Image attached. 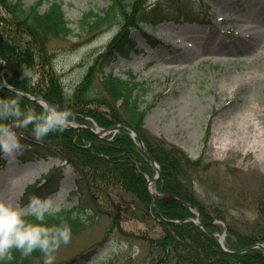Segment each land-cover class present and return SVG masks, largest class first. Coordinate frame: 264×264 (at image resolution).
Wrapping results in <instances>:
<instances>
[{"label": "rangeland", "instance_id": "obj_1", "mask_svg": "<svg viewBox=\"0 0 264 264\" xmlns=\"http://www.w3.org/2000/svg\"><path fill=\"white\" fill-rule=\"evenodd\" d=\"M53 1L62 4L65 19L74 33L67 40L51 39L48 44L54 55L52 64L65 94L70 97L96 56L121 32L124 20L117 19L101 34H84L79 39L81 18L92 10L103 11L111 0ZM138 1L127 0L130 13H134ZM157 1L148 0L144 7L138 4L135 19L143 21L146 7ZM159 1L163 2L165 12L173 16L178 5L184 6V12L191 14V21L160 24L152 32L153 38L147 35L151 32L150 23L143 31L131 29L137 50L127 58L118 59L109 70L124 80H128L127 73L132 71L138 81L149 84L145 101L154 103V107L147 115L146 128L187 150L193 159H203L204 167L193 174V179L197 197L209 211L224 209L229 218L242 225L257 224L259 229L264 228L263 157L250 143L237 140L240 133L245 135L253 130L259 131L264 140V10L261 8L264 0ZM23 2L29 7L37 0ZM48 6H42L40 11L44 13ZM210 34L225 38L228 43L242 36L243 49L229 54L234 49L222 47L221 53H204L208 44L223 42L207 41ZM38 77L39 74L33 75L35 79ZM20 130L34 138L33 131ZM20 156L5 157V165L0 168V200L26 206L29 200L23 198L28 187L62 167L61 176L37 195L44 198L63 189L61 198L57 199L58 210L78 205L80 196H74L81 178L78 170L62 164L56 157L26 163ZM97 195L103 209L115 210V205L109 206L107 195ZM122 209L123 206L119 211L123 219L119 226L110 232V221L101 219L68 245H61L54 264L71 260L74 264H123L131 248L136 249L133 257L140 255L145 248L131 236L150 234V227ZM121 242L127 243L126 249L121 247Z\"/></svg>", "mask_w": 264, "mask_h": 264}, {"label": "trees", "instance_id": "obj_2", "mask_svg": "<svg viewBox=\"0 0 264 264\" xmlns=\"http://www.w3.org/2000/svg\"><path fill=\"white\" fill-rule=\"evenodd\" d=\"M143 1L135 2L134 13L129 12L127 0H111L110 6L103 11L92 10L82 17L79 22L81 34L77 35L79 39L84 34L103 33L104 28H109L119 18L124 20V25L109 46L96 56L84 79L68 97L52 64L54 55L48 45L51 39L67 40L74 34L65 19L62 4L38 0L35 5L25 7L23 0H0V82L37 99L42 98L49 104L70 109L74 120L83 124L95 122L104 129L119 124L133 126L162 171V179L155 186L159 195L154 207L147 181L156 175L155 168L140 148L139 139H134L128 130L122 129L118 134L103 139L87 128L67 129L36 142L20 135V128L14 129L24 146L21 154L24 162L58 157L78 169L81 175L75 194L80 196L78 205L63 207L46 217V226L67 224L71 227L73 239L106 218L110 221L111 232L123 221L119 216L123 206L124 213L146 223L151 230L150 234L131 236L145 249L135 258L128 254L123 264H264L262 251L255 249L239 255L227 253L201 228L192 222L182 223L196 218V215L178 201L170 200L168 195L195 205L206 223L216 219L226 223L227 227L212 224L210 229L216 234H228L225 245L230 252L243 251L257 242L264 243V228L259 229L257 224L242 225L229 218L224 209L211 212L198 199L193 174L204 167L202 158L193 159L187 150L145 127L147 115L154 107L145 101L150 85L138 81V76L132 71L127 73L128 80H124L109 70L118 59L127 58L136 50V41L130 36L131 29L142 30V23L156 25L166 20L167 14L161 2L147 7L143 22L136 20L138 4L143 5ZM45 4L49 6L42 13L40 9ZM179 9L180 15L186 17ZM34 74H39L38 79L33 78ZM15 95L0 88V97L12 98ZM20 100L22 108L30 107L37 113L42 109L36 102ZM4 123L11 126L13 122ZM26 129L32 131V126ZM3 162L0 154V164ZM60 176V169L45 175L28 187L24 199L40 194L48 183ZM43 181H46L45 186H42ZM100 193L107 195L109 206H116L114 211L103 209L98 201L97 194ZM43 259L39 251L29 257L13 251V259L0 261V264H33ZM64 264H74V260Z\"/></svg>", "mask_w": 264, "mask_h": 264}, {"label": "clouds", "instance_id": "obj_3", "mask_svg": "<svg viewBox=\"0 0 264 264\" xmlns=\"http://www.w3.org/2000/svg\"><path fill=\"white\" fill-rule=\"evenodd\" d=\"M20 97L19 92L12 98L0 97V154L13 159L24 151L21 137L14 129L32 126L35 141L42 142L49 134L66 131L74 122V113L66 107L45 102L37 113L30 107L22 108ZM6 121L13 123L9 126ZM62 192L63 189L44 198L34 195L24 207L0 200V261H11L13 251L24 257L39 251L43 264H54L55 253L72 239L69 225L46 226V217L58 210L57 199ZM121 247L126 249L127 243L121 242Z\"/></svg>", "mask_w": 264, "mask_h": 264}, {"label": "water", "instance_id": "obj_4", "mask_svg": "<svg viewBox=\"0 0 264 264\" xmlns=\"http://www.w3.org/2000/svg\"><path fill=\"white\" fill-rule=\"evenodd\" d=\"M0 87L1 88H4V89H9L11 90L12 92L14 93H21V98H24V99H29V100H33V101H36L38 103H40L41 105H43L46 101L45 100H36L32 97H28L26 96L24 93L20 92V91H17V90H14L12 89L11 87H7L6 85L0 83ZM47 103V102H46ZM49 104V103H48ZM82 125L80 123H78L77 121H74L73 122V125L70 127V129H75L76 127H81ZM85 127H87L89 130H92V132L95 134V135H98V136H101V137H105L107 136L109 133H112V132H119V130L121 129H128L129 131L132 132L133 136L135 137H138V132L136 131L135 128H133L132 126H128V125H125V124H119L118 126H113V127H110L108 128V130H101L98 126H92V125H89L87 124ZM140 146L141 148H143L145 150V147H144V142L143 140H141V143H140ZM148 153V152H147ZM148 157H149V160L151 161L152 164L155 165L156 167V171L158 172L157 176L154 178V180L152 181H149L148 182V190H149V193H151V196L153 198V200H155V196L154 194L151 192V186L156 183L159 179H161L162 177V172L160 171V167L157 163V161L152 158V156L150 154H148ZM171 200H175V201H179L183 206H185L186 208H190L191 210H193L195 213H197V220H194V219H189L190 221H192L194 224H196L199 228L203 229L204 232L207 233V235H209L210 237H212L216 243L218 245H220L222 248H224L226 251L227 249L225 248V245H224V238H220L218 234H214L210 229H209V226L211 224H206L203 220V217H202V213H200V210H198L195 206H193L192 204L190 203H184L182 201H180L178 198H176L175 196H172L170 195L169 196ZM212 223V222H211ZM255 249H260L262 251H264V245L261 244V243H258L256 244L254 247H251V248H247L245 249L244 251H241V252H238V253H235V254H244L245 252H248V251H251V250H255Z\"/></svg>", "mask_w": 264, "mask_h": 264}, {"label": "bare ground", "instance_id": "obj_5", "mask_svg": "<svg viewBox=\"0 0 264 264\" xmlns=\"http://www.w3.org/2000/svg\"><path fill=\"white\" fill-rule=\"evenodd\" d=\"M256 4H259V3H256ZM261 8H262V10H264V4H262ZM240 36H241V34H240ZM214 39L217 41H223V42H221L219 44H214L213 46H212V44H208L205 47L206 50L204 53H210L213 55L216 53H221L224 51L222 47H228V48L234 49V50H230L231 52L229 54L236 52V49H243V47H242V36L236 42L228 43L225 40V38L224 39H218L217 37H215V35L210 34L207 38V41H212ZM108 135H111V134L109 133ZM240 135H241V138L237 139L238 142L244 143V144L250 143L252 145V148L257 150L260 153L259 156L263 157L261 160L263 162L264 161L263 135L260 134V132L257 130H253L250 133H246L245 135L240 133Z\"/></svg>", "mask_w": 264, "mask_h": 264}]
</instances>
